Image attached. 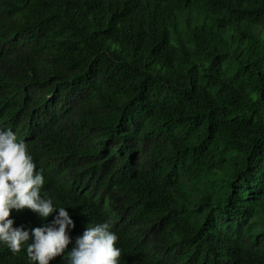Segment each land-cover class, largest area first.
<instances>
[{
    "label": "trees",
    "instance_id": "trees-1",
    "mask_svg": "<svg viewBox=\"0 0 264 264\" xmlns=\"http://www.w3.org/2000/svg\"><path fill=\"white\" fill-rule=\"evenodd\" d=\"M0 108L47 196L72 173L66 252L108 220L120 264H264V0H0Z\"/></svg>",
    "mask_w": 264,
    "mask_h": 264
},
{
    "label": "clouds",
    "instance_id": "clouds-1",
    "mask_svg": "<svg viewBox=\"0 0 264 264\" xmlns=\"http://www.w3.org/2000/svg\"><path fill=\"white\" fill-rule=\"evenodd\" d=\"M11 121L5 109L0 108V244L6 245L13 254L26 250L31 264H50L61 255L67 259V264H120V261H126L122 258L118 235L108 220L87 227L76 237L74 247L66 252L72 242L69 230L75 227L74 221L66 207L56 206L45 194L44 171L37 167L28 146L20 139L25 136L14 129ZM24 209L36 213L41 218V225L31 229L13 227L10 212ZM54 212L51 222L44 223ZM229 220L233 230H245L240 218L226 217V221ZM249 235L252 236V232ZM256 244L254 241L242 244V248L249 250ZM213 258L215 263H229L226 255L217 254ZM171 259L178 264L181 257L171 255Z\"/></svg>",
    "mask_w": 264,
    "mask_h": 264
},
{
    "label": "bare ground",
    "instance_id": "bare-ground-1",
    "mask_svg": "<svg viewBox=\"0 0 264 264\" xmlns=\"http://www.w3.org/2000/svg\"><path fill=\"white\" fill-rule=\"evenodd\" d=\"M173 2H174V0H173ZM34 162H35V160H34ZM36 164H37L38 168H42L43 170L46 169L45 167L40 166L38 163H36ZM44 176L48 181H50L51 179H54L56 177H59L58 175H56L52 172H49L48 174H46ZM71 176H72V173H64L63 185L61 187H58V191L60 192V195H59V197L54 198L53 202L58 207H66V210L69 212V214H75L76 215V214H78V212H80L79 208L77 206L78 204H80V201L76 200L73 197V195L70 194L71 191H74V192L76 191V190L72 189L73 185L70 183ZM81 190L82 189H78V191H81ZM98 198H99L98 196H93V197H91L90 201H94L98 204L99 203ZM54 214H56V213L54 212ZM9 218L14 220L13 227H22L24 229H31L33 227L34 223L41 225V218H39L36 215V213H34L33 211H31L29 209H24V210H20V211L12 210L10 212ZM51 220L52 219L46 220V221H44V223H49V222H51ZM249 220H250V217L245 222H242V217H241L240 218L241 225L244 227L245 224L247 222H249ZM251 223L253 224V222H251ZM37 224H35V225H37ZM215 230H216V232H215ZM215 230L213 233H210V234L211 235L216 234L218 229H215ZM251 232H252V236H254V238H255L254 242L257 243L256 247H260L259 246L260 243H264V230L263 229H258V230L252 229ZM0 246L4 250H8L6 245L0 244ZM262 247L264 249V245ZM229 261L231 262L232 259L229 258ZM213 264H219V263L213 262Z\"/></svg>",
    "mask_w": 264,
    "mask_h": 264
}]
</instances>
